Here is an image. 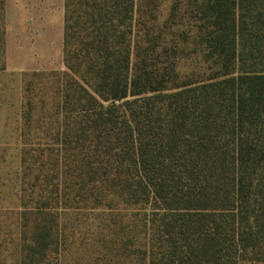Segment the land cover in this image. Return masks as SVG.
Instances as JSON below:
<instances>
[{
    "label": "trees",
    "instance_id": "1",
    "mask_svg": "<svg viewBox=\"0 0 264 264\" xmlns=\"http://www.w3.org/2000/svg\"><path fill=\"white\" fill-rule=\"evenodd\" d=\"M164 1L65 0L50 108L25 80L12 264H63L68 220L75 264L264 263V0Z\"/></svg>",
    "mask_w": 264,
    "mask_h": 264
},
{
    "label": "rangeland",
    "instance_id": "2",
    "mask_svg": "<svg viewBox=\"0 0 264 264\" xmlns=\"http://www.w3.org/2000/svg\"><path fill=\"white\" fill-rule=\"evenodd\" d=\"M169 8L170 1L165 0L159 9L162 19L168 14ZM64 25L65 0H4V10L0 12V68L3 65L7 68V74L0 71V254L3 255L2 258H7L8 264L13 263L12 254L15 252L11 241L16 240L19 232V190L24 149L23 137L20 140L15 129L20 92L17 82L10 75L17 74L20 70L29 71L24 78V87L26 79V83H34L31 96L35 107L38 109L39 99L44 95L50 108L52 93L41 92L44 85L47 86L45 90H48L50 81L41 77L34 79L32 75H58L66 70L63 60ZM58 46H61V56L58 54ZM34 55L41 57L42 61L30 62L29 58ZM202 66L201 57L190 55L189 59L181 63L180 71L182 75H192L194 72L199 75ZM38 120L39 114L36 113L33 115L32 128L37 126ZM65 223L66 250L63 252V264H75L87 251L77 249L83 238L79 235L72 238L71 220L64 221ZM82 231L84 233L86 229ZM73 239L77 240V244L73 243Z\"/></svg>",
    "mask_w": 264,
    "mask_h": 264
},
{
    "label": "crops",
    "instance_id": "3",
    "mask_svg": "<svg viewBox=\"0 0 264 264\" xmlns=\"http://www.w3.org/2000/svg\"><path fill=\"white\" fill-rule=\"evenodd\" d=\"M58 49V54L59 56H61V46H58L57 47ZM8 54H9V57H10V51H8ZM6 56H7V51H6ZM39 60L42 61L41 57H38V55H34L32 57L29 58V61L32 62H38ZM28 60L26 62H29ZM23 62V61H22ZM2 74H7V68H5L4 71H1ZM29 73V71H25V70H20L19 73H13L11 74L10 76L14 79V81L17 82V88L19 89V92H20V96H19V104H20V107L18 109V112H17V116H18V120H17V127L15 128L16 129V132H17V135H18V138L21 140V127H22V113H23V87H24V78L25 76ZM33 73H39L38 71H33ZM1 76H6V75H1Z\"/></svg>",
    "mask_w": 264,
    "mask_h": 264
}]
</instances>
